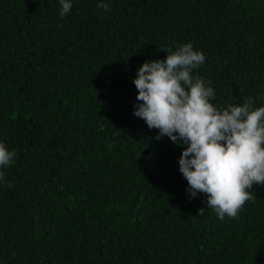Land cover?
I'll use <instances>...</instances> for the list:
<instances>
[{
    "label": "trees",
    "instance_id": "trees-1",
    "mask_svg": "<svg viewBox=\"0 0 264 264\" xmlns=\"http://www.w3.org/2000/svg\"><path fill=\"white\" fill-rule=\"evenodd\" d=\"M71 2L0 0V264H264V185L221 221L133 115L139 67L185 43L217 107L264 106V0Z\"/></svg>",
    "mask_w": 264,
    "mask_h": 264
},
{
    "label": "clouds",
    "instance_id": "clouds-1",
    "mask_svg": "<svg viewBox=\"0 0 264 264\" xmlns=\"http://www.w3.org/2000/svg\"><path fill=\"white\" fill-rule=\"evenodd\" d=\"M59 4L61 17L73 7L71 0ZM96 6L111 11L110 0H99ZM205 59L185 43L175 51L168 48L165 60L143 63L133 80L139 102L133 115L159 130L157 140L167 136L186 145L178 164L189 199L205 194L207 208L223 221L238 217L246 202L255 200L253 185H264V106L254 107L248 97L242 104L217 107L211 81L193 75ZM15 157V150L0 143V169L12 165ZM0 182H6L2 170ZM204 211L199 209L198 215Z\"/></svg>",
    "mask_w": 264,
    "mask_h": 264
},
{
    "label": "rangeland",
    "instance_id": "rangeland-1",
    "mask_svg": "<svg viewBox=\"0 0 264 264\" xmlns=\"http://www.w3.org/2000/svg\"><path fill=\"white\" fill-rule=\"evenodd\" d=\"M157 136L158 135L156 134L155 129H149L148 137L150 138V140L154 142Z\"/></svg>",
    "mask_w": 264,
    "mask_h": 264
}]
</instances>
